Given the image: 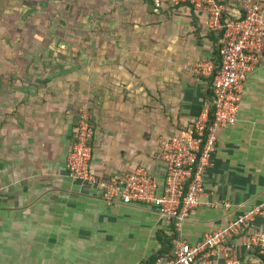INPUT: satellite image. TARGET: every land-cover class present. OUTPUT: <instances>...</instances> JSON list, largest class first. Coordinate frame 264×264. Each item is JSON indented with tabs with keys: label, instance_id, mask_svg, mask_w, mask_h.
I'll return each mask as SVG.
<instances>
[{
	"label": "crops",
	"instance_id": "crops-1",
	"mask_svg": "<svg viewBox=\"0 0 264 264\" xmlns=\"http://www.w3.org/2000/svg\"><path fill=\"white\" fill-rule=\"evenodd\" d=\"M226 2L232 15L241 14L245 0ZM139 11L140 23L125 25L116 46L105 43L116 56L110 49L84 57L80 73L46 74L36 87L0 88V264H141L160 247L158 233H171L155 211L108 205L94 184L71 178L66 168L83 103L94 129L91 168L103 176L145 167L161 178L158 139L208 108L206 75L198 72L213 56L204 12L188 5L167 10L169 17ZM42 86L49 88L41 93ZM216 137L204 192L179 233L190 244L264 199V43L236 121ZM261 227L257 219L249 230ZM244 237L232 239L240 263L264 264Z\"/></svg>",
	"mask_w": 264,
	"mask_h": 264
},
{
	"label": "built area",
	"instance_id": "built-area-1",
	"mask_svg": "<svg viewBox=\"0 0 264 264\" xmlns=\"http://www.w3.org/2000/svg\"><path fill=\"white\" fill-rule=\"evenodd\" d=\"M151 1L156 7L189 2L207 15L204 23L208 29L221 26L219 18L223 7L215 0ZM243 8L244 15L227 21L222 37L221 64L212 81L214 118L210 120L207 108L187 127L158 139L156 157L162 168L161 178L145 167L115 170L107 176L94 173L90 145L94 129L86 107L79 110L74 127L66 161L68 175L94 184L108 205H142L166 219L180 233L183 222L190 218L198 197L204 192V175L215 149L217 131L236 121L244 82L262 57L264 15L261 2L245 0ZM212 71L213 63H210L202 72L210 75ZM257 219L262 227L249 230ZM242 234H245L242 243L246 249L255 248L264 255V199L194 244L179 236L173 255L159 257L152 264H193L197 259L200 264H220L214 263L213 257H223V264H241L232 239Z\"/></svg>",
	"mask_w": 264,
	"mask_h": 264
},
{
	"label": "rangeland",
	"instance_id": "rangeland-1",
	"mask_svg": "<svg viewBox=\"0 0 264 264\" xmlns=\"http://www.w3.org/2000/svg\"><path fill=\"white\" fill-rule=\"evenodd\" d=\"M144 8H150L145 0H0V88L36 87L46 74L80 73L84 57L105 56L110 49L116 56L117 48L105 43L116 46L119 31L135 19L140 23ZM163 9L155 13H168ZM209 64L204 60L201 72ZM40 88L42 93L49 87Z\"/></svg>",
	"mask_w": 264,
	"mask_h": 264
},
{
	"label": "trees",
	"instance_id": "trees-1",
	"mask_svg": "<svg viewBox=\"0 0 264 264\" xmlns=\"http://www.w3.org/2000/svg\"><path fill=\"white\" fill-rule=\"evenodd\" d=\"M147 4L150 6V10L159 9L160 10H166L163 8H167V10L170 8L171 10L181 6V5H188L190 8H192L194 12V5L189 2H179L177 4H169L166 6L156 7L154 3L151 0H145ZM217 5L223 7V10L221 11V15L219 18L220 21V28L212 30L208 29L206 32V35L208 36L209 40L212 43V57L211 61L213 63V71L210 75H206V77H202L204 80L203 83V94L205 98L207 99L208 103V113L209 118L212 121L214 118V102H213V90H212V81L213 77L216 74L217 70L220 67L221 64V56H220V48L222 46V37L225 31L226 23L230 19H236L238 16H234L229 11V5L226 2V0H215ZM169 9V10H170ZM166 13V17H169L170 13ZM241 15H244V8L241 9ZM51 53V51H50ZM19 80V79H18ZM77 123V120H76ZM92 125V123H91ZM158 240L160 242V247L150 256L145 258L141 264H152L157 258L159 257H170L174 253V245H175V239L179 237V232L176 230V228L171 225V233L168 234L164 231H160L158 233Z\"/></svg>",
	"mask_w": 264,
	"mask_h": 264
}]
</instances>
